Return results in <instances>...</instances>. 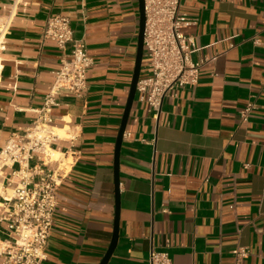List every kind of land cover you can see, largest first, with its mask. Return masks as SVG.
<instances>
[{"label":"crops","instance_id":"0c3cea01","mask_svg":"<svg viewBox=\"0 0 264 264\" xmlns=\"http://www.w3.org/2000/svg\"><path fill=\"white\" fill-rule=\"evenodd\" d=\"M180 12L192 21L183 29L194 40L192 59L210 61L198 85L164 99L158 120L135 98L120 150L119 234L109 264H149L152 250L172 264H236L241 248L249 252L242 264H264V0H181ZM56 15L70 17L94 64L83 98L61 94L53 111L55 129L66 126L78 139L55 145L73 166L44 264H100L114 235L115 148L135 69L139 3L0 0V150L34 124L53 72L70 57V45L62 50L44 37ZM149 73L144 58L141 78ZM250 102L256 110L244 122ZM9 239L1 221L0 241Z\"/></svg>","mask_w":264,"mask_h":264},{"label":"built area","instance_id":"2783aa9c","mask_svg":"<svg viewBox=\"0 0 264 264\" xmlns=\"http://www.w3.org/2000/svg\"><path fill=\"white\" fill-rule=\"evenodd\" d=\"M144 1V58L150 73L140 78L136 101L158 120L164 99L177 89L198 85L201 70L210 60L192 59L194 40L183 33L192 21L180 12L181 0ZM44 37L62 50L70 45L71 53L62 61L61 68L53 72L51 93L38 110L34 124L22 134H12L0 150V196L3 198L0 205L5 211L0 222H7L10 236L9 240L0 241L2 264H44L47 260L59 191L73 166L68 161V152H57L55 145L59 141L73 144L78 139L69 130H65L67 137H61L54 130L58 127L53 111L60 106L61 94L83 98L89 88L88 72L94 64L85 41L74 37L68 15L50 17ZM255 110V104L248 103L242 112V121L247 122ZM7 170L11 171L9 176ZM7 189L12 190V197H3ZM233 253L236 264H242L249 255L244 248ZM149 264H172V261L168 254L152 250Z\"/></svg>","mask_w":264,"mask_h":264},{"label":"water","instance_id":"95a60500","mask_svg":"<svg viewBox=\"0 0 264 264\" xmlns=\"http://www.w3.org/2000/svg\"><path fill=\"white\" fill-rule=\"evenodd\" d=\"M139 3V34H138V43H137V54H136V62H135V69L131 81L130 91L128 95L127 105L123 114V118L121 121L119 134L116 142L115 148V158H114V176H115V193H116V218L114 223V235L111 242V245L105 254L103 260L100 264H109L110 258L114 253L118 242V234H119V209H120V150L122 146V141L124 134L126 132L127 123L130 117V112L132 110L133 104L136 98V90L137 84L141 78L143 60H144V31L146 25V15H145V1L138 0Z\"/></svg>","mask_w":264,"mask_h":264},{"label":"bare ground","instance_id":"6f19581e","mask_svg":"<svg viewBox=\"0 0 264 264\" xmlns=\"http://www.w3.org/2000/svg\"><path fill=\"white\" fill-rule=\"evenodd\" d=\"M54 130L56 131L57 129H54ZM57 133H58L60 136H61V134H63L62 131L59 130V129L57 130ZM61 137H62V136H61Z\"/></svg>","mask_w":264,"mask_h":264},{"label":"rangeland","instance_id":"374dc122","mask_svg":"<svg viewBox=\"0 0 264 264\" xmlns=\"http://www.w3.org/2000/svg\"><path fill=\"white\" fill-rule=\"evenodd\" d=\"M65 130H68V128H66ZM61 136H62V137H67V135H66V131H65L63 134H61Z\"/></svg>","mask_w":264,"mask_h":264}]
</instances>
